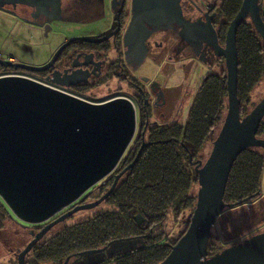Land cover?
Segmentation results:
<instances>
[{
	"label": "flooded vegetation",
	"instance_id": "1",
	"mask_svg": "<svg viewBox=\"0 0 264 264\" xmlns=\"http://www.w3.org/2000/svg\"><path fill=\"white\" fill-rule=\"evenodd\" d=\"M26 2L28 5L0 4V58L13 64L45 69L29 71L2 67L5 72L3 75H21L91 102H104L119 97L129 99L135 106L137 119L136 132L130 145L134 143V147L138 145V148L133 157L128 154L121 170L111 173L114 177L133 162L143 143L142 132H145L143 139L145 143L156 142L157 146L166 144L164 141L167 143L173 141L185 149L183 142L185 125L193 113L194 106L199 104L200 96H206L203 116L222 122L218 130L216 127L211 130L206 142L185 149L188 154V165L192 170L191 180H194L196 188L195 193L194 190H191V193L196 196L198 176L195 167L199 162L202 166L207 160L212 148L211 143L222 126L227 109V93L225 109H219V99L214 103L215 101L210 97L215 93V91L211 93L212 84L217 90L216 96L218 83L221 84L222 81L223 84L224 81L226 89V70L224 59L218 56L213 45V35L209 26L214 29L217 42L223 47L228 25L237 14L242 0H179L182 18L190 25V30L188 27H182L160 10L147 16H135L134 12L139 7H135L134 0H26ZM245 21L248 19L246 18ZM71 39L74 40L70 42ZM68 42L70 43L64 46ZM150 62L156 67V74L152 77L140 72ZM175 76L180 77L176 84L173 83ZM109 87L112 90L103 94V90ZM250 104L249 102L241 107L242 117L254 107L249 108ZM146 120L148 125L144 130ZM151 127H156L152 133L156 140L150 138ZM256 137L264 139V118ZM208 144L209 150L205 148ZM146 147L148 146L144 148ZM127 150L124 156L127 155ZM242 154L246 157L250 156L257 163L260 162L261 168L257 186L249 189L254 191L233 201L250 197L247 202L237 207L253 205L254 208L258 205L255 213L263 216L257 225V231L246 236L244 238L246 240L264 232V194L261 189L264 185L262 182L264 149L252 147L239 156ZM115 171L117 167L113 172ZM129 171L122 175L118 183L123 177H127ZM107 177L49 220L36 225L16 220L2 203L8 213L6 223L14 224L27 233L29 240L26 245L43 227L75 207L101 198L114 180L113 178L108 185ZM107 198L91 210L93 213L89 217L100 211L99 207L103 203L111 206ZM79 213L73 214L63 223L53 227L49 233L58 227L61 229L68 226V220L74 219ZM134 220L139 226L143 224L142 218L135 216ZM183 231L181 230L179 234L181 235ZM146 233L145 224L141 227L140 234L130 235L121 240L142 239L147 235ZM47 234L31 249L25 260H28L32 250L42 243ZM179 234L175 237L168 235L166 238L170 242H166L165 245L172 246L180 237ZM152 238L156 240V233ZM244 240L230 246L242 243ZM111 243L112 241L104 247ZM20 251L10 254L17 260L16 253ZM78 254L68 256L70 259L67 264H79L88 256L79 259ZM105 256L103 255L102 259L89 258L85 261L92 264H107V260H103ZM10 264H16V261L11 260Z\"/></svg>",
	"mask_w": 264,
	"mask_h": 264
},
{
	"label": "water",
	"instance_id": "2",
	"mask_svg": "<svg viewBox=\"0 0 264 264\" xmlns=\"http://www.w3.org/2000/svg\"><path fill=\"white\" fill-rule=\"evenodd\" d=\"M134 1L135 7H139L134 12L135 16H147L160 10L182 27L191 29L182 18L179 0ZM15 3L28 5L26 0H0L2 5ZM246 18L264 43L260 0H242L228 25L223 47L209 26L213 45L225 62L226 114L211 143L207 160L202 166L199 162L195 167L198 191L189 222L169 247L167 256L157 264H264V232L226 247L211 257L207 254L217 218L225 209H232L250 199L232 203L224 200L233 164L249 148L264 149V139L256 137L264 118V96L243 117L238 98L236 35ZM0 66L29 71L45 69L13 64L1 58ZM147 125L146 120L144 130ZM136 127V109L127 98L91 102L21 75H1L0 201L22 223L36 225L49 220L113 173L128 149ZM144 133L143 143L133 162L115 175L109 190L98 200L77 206L43 227L16 253V264H26L28 253L53 227L77 212L98 207L113 192L122 175L138 161L143 148L152 144L143 141ZM107 247L84 251L78 254V258L101 254ZM69 259L66 258L63 264H67Z\"/></svg>",
	"mask_w": 264,
	"mask_h": 264
},
{
	"label": "trees",
	"instance_id": "3",
	"mask_svg": "<svg viewBox=\"0 0 264 264\" xmlns=\"http://www.w3.org/2000/svg\"><path fill=\"white\" fill-rule=\"evenodd\" d=\"M263 2L264 0H260V8ZM262 18L264 20L263 13ZM237 48L239 57L238 98L241 101V107H244L250 102L251 90L264 77V43L249 20L243 22L237 30ZM4 73L0 66V76ZM213 91L215 93L210 96L211 99L215 101L214 103L219 99V109H225L224 81L223 84L222 81L221 84L218 83L217 96V90L212 84L211 93ZM205 102L206 96L201 95L199 104L194 106L193 113L185 125L183 142L186 150L190 148L189 146L206 142L211 130L215 127L218 130L222 122L203 116ZM155 128H149L152 140H156V137L152 135ZM133 144L129 146L127 155H123L117 171L113 174L121 170L129 153L132 157L134 156L138 145L134 147L135 144ZM185 149L173 141L157 146L152 144L144 148L138 161L126 175L127 177L121 179L107 198V202L111 205L108 209L100 210L81 222L47 234L42 243L32 250L28 260H25L26 264H62L70 255L102 248L111 241L112 243L105 252L93 256L88 255L84 259H102V256L106 255L103 260H107V264H157L161 262L170 251L165 245L170 240L166 238V233L161 228L167 215L171 213L177 218L185 213L182 217L185 229L196 203V196L191 193L195 187L194 180H191L190 171L192 170L188 165V154ZM259 171L261 172L260 162L257 163L250 156L246 157L243 154L238 156L229 175L224 200L233 202L253 192L254 190L249 189L257 186ZM113 174L107 177L108 185L114 178ZM7 215L8 213L0 203V229L8 221ZM138 215L143 219L141 226L134 220V217ZM145 224L147 227L145 237L121 240L130 235L140 234L141 227ZM155 233L156 240L152 238ZM118 239L121 241H113ZM117 246L120 247L118 251H110L116 249ZM220 249L224 248L219 247L217 241L211 238L208 245V256L218 253ZM84 259L82 261H85ZM81 262L79 264L91 263Z\"/></svg>",
	"mask_w": 264,
	"mask_h": 264
},
{
	"label": "rangeland",
	"instance_id": "4",
	"mask_svg": "<svg viewBox=\"0 0 264 264\" xmlns=\"http://www.w3.org/2000/svg\"><path fill=\"white\" fill-rule=\"evenodd\" d=\"M142 73L152 77L156 74V67L152 64V62L148 63V65L141 69ZM180 80L179 76H175L173 78V83L176 84ZM112 88H106L103 90V94L111 91ZM264 96V77L262 81L258 83L250 93V105L249 108L255 106ZM209 148L210 145H206L205 148ZM207 148V149H208ZM209 150V149H208ZM264 176V173L263 175ZM264 183V180L262 181ZM262 191L264 194V185H262ZM196 188H194V193ZM2 204V202L0 201ZM253 205H244L232 209H227L224 211L221 216H219L216 220L215 225L212 228L211 238L215 239L219 245V247L225 248V246H230L244 240L246 236H249L252 233H255L258 228V224L260 220L263 218L262 215H258L255 212V209H258ZM110 206H107L106 203H103L99 209L105 210ZM93 212L89 211H80L78 215L75 216L74 219L68 220L67 224H72L74 222H78L89 217ZM185 215V213L183 214ZM175 218L171 213H169L166 217V220L161 227L162 230L166 233V237L169 235L171 237L177 236L181 230L183 231V223L182 217ZM59 229L56 228L55 230ZM29 240V236L25 231L18 228L14 224H9L5 222V225L2 229H0V264H10V261L14 262L16 259L11 256V252L20 251L25 243ZM120 247L117 246L116 249H111L110 251L115 252L118 251ZM221 250V249H220ZM219 250V251H220ZM87 259V258H86ZM84 259V260H86ZM87 261H82L81 263H85Z\"/></svg>",
	"mask_w": 264,
	"mask_h": 264
},
{
	"label": "crops",
	"instance_id": "5",
	"mask_svg": "<svg viewBox=\"0 0 264 264\" xmlns=\"http://www.w3.org/2000/svg\"><path fill=\"white\" fill-rule=\"evenodd\" d=\"M262 13L264 14V2H263V6H262Z\"/></svg>",
	"mask_w": 264,
	"mask_h": 264
}]
</instances>
